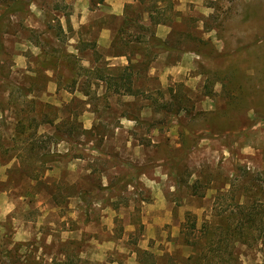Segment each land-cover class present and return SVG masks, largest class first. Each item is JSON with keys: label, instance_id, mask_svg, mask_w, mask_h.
Wrapping results in <instances>:
<instances>
[{"label": "rangeland", "instance_id": "obj_1", "mask_svg": "<svg viewBox=\"0 0 264 264\" xmlns=\"http://www.w3.org/2000/svg\"><path fill=\"white\" fill-rule=\"evenodd\" d=\"M0 44V264H264V0H0ZM32 117L90 134L39 166Z\"/></svg>", "mask_w": 264, "mask_h": 264}, {"label": "trees", "instance_id": "obj_2", "mask_svg": "<svg viewBox=\"0 0 264 264\" xmlns=\"http://www.w3.org/2000/svg\"><path fill=\"white\" fill-rule=\"evenodd\" d=\"M103 1L104 0H99V3H102ZM13 11L14 10L12 7H8V13L13 12ZM162 24H164V23L160 19L153 20V23H151V25H154V26H158V25H162ZM58 28H59L60 32L55 34L56 39L59 38L60 33L62 32L61 27H58ZM146 45H147L149 52L152 53L153 56L163 54V53H178L179 52L177 49L170 47L165 41L155 37L154 35H151L148 38ZM0 54H3V48H2L1 44H0ZM133 67H131V66L125 67L122 69V72L120 75H117L115 77L114 76L109 77L110 79H108V80L110 81V84H111L110 86H112L114 94H120V92H121L120 90L122 88H123L125 93L130 94V95L133 94V92L131 91V78L133 77V72L130 71ZM100 79H103V78L100 77ZM16 89H18L20 91L23 90V88H20V87H16ZM210 94H211V92H210ZM23 96H26V94ZM38 112H40V111H38ZM126 119L133 121V122H136V123L141 122L137 118H132L130 116H127ZM22 121H23V117H20V119H17V124H19V122H22ZM29 121L34 124L33 125L34 130L32 131V133H29V135H27V138L25 141L27 142L29 153L33 154V156L35 157V162L39 166H45L48 164L55 163L56 162L55 159L61 156L58 153H49V151H47L48 148H50L52 145H57L61 142H64L67 144H74V142H75L76 138H78V136H80V135L87 136L90 134V131L81 130L80 134L76 135V133H74V130L72 128H69L67 125L66 126L64 125V127L67 128L68 131H65L62 128L63 126H55V127H53V133L51 135H48V137H47V144L43 143V145H40L41 137L40 138L37 137L38 130L44 124H48V125L52 126L53 122H52V120L46 121V122H43V121L38 122L37 119H35V117H32L31 119H29ZM30 128H32L31 125H30ZM26 129H28V128H26ZM22 132L23 131H20V133H22ZM104 189L106 191H109V189L111 190L112 188L110 186V187H104ZM243 220L245 222L253 223L254 217L252 216V214L250 212L244 216Z\"/></svg>", "mask_w": 264, "mask_h": 264}]
</instances>
